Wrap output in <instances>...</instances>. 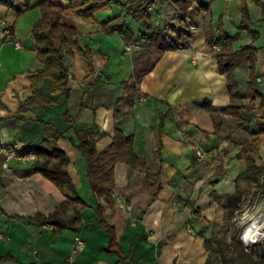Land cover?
<instances>
[{
	"label": "crops",
	"instance_id": "1",
	"mask_svg": "<svg viewBox=\"0 0 264 264\" xmlns=\"http://www.w3.org/2000/svg\"><path fill=\"white\" fill-rule=\"evenodd\" d=\"M41 1L0 3V143L14 142L21 151L41 142L43 123L51 124L62 133L56 144L69 157L67 171L85 205L76 231L38 223L36 214L48 216L66 196L40 173L22 176L19 172L26 164H6L0 154V264H207L208 240L221 238L219 228L225 219L223 206L214 196L235 191L234 179L243 169L235 154L255 135L262 138L256 161L264 166V15L260 8L250 0H200L208 10H198L195 4L182 20L169 0H156L149 8L153 27L165 30L167 25L188 24L191 37L184 48L165 51L140 78L139 93L127 110L119 98L133 74L135 56L145 54L141 34L149 31L116 2L84 18L67 0H51L64 7L61 20L75 27L79 46L90 49L92 69L75 51L65 58L70 71L68 93L58 92L55 104L34 103L23 110L20 105L34 93L29 76L41 67L31 35ZM243 1L259 35L254 41L258 76L253 89L247 83V64L235 68L245 98L240 114L248 120L238 126L230 114L219 111L229 104V93L205 31L216 26L213 7L223 4L219 16L223 29L236 35L233 45L250 42L249 34L238 29ZM5 25L10 26V38L3 33ZM39 89L51 94L52 80H43ZM205 102L218 110L213 118ZM117 104L126 110L118 127L132 135L134 151L159 172L160 189L153 194L143 172L117 162L108 203L97 200L89 187L85 160L66 116L77 126L93 124L104 131L96 141L101 150L111 142ZM195 148L204 152L203 160L197 161ZM98 205L105 223L113 228L115 248L109 247L98 223ZM75 237L83 241L82 246ZM3 256L11 260L1 261ZM212 263L221 264L215 259Z\"/></svg>",
	"mask_w": 264,
	"mask_h": 264
},
{
	"label": "trees",
	"instance_id": "2",
	"mask_svg": "<svg viewBox=\"0 0 264 264\" xmlns=\"http://www.w3.org/2000/svg\"><path fill=\"white\" fill-rule=\"evenodd\" d=\"M14 0H0V3L13 4ZM70 8L84 18L92 17L93 13L112 2L119 3L125 12L134 20L143 24L148 33H142L143 39L142 56H135L133 74L125 82L124 92L119 98L127 104L130 110L135 96L139 93L138 83L140 78L150 71L156 60L168 50L184 48L186 41L191 37L190 31L185 27L173 25L154 28L149 8L156 0H67ZM179 13L182 20H185L191 13L194 5L197 9L208 10L207 3L200 0H169ZM257 5L262 15H264V0H250ZM40 16L32 27V39L34 42V52L41 67L29 76L30 85L34 88V93L20 105V109H29L34 104L49 106L57 102V93H68L67 86L70 71L66 65L65 58L75 51L82 55L89 69H92V56L89 48H81L78 42L77 31L72 25L62 22L61 17L64 7L51 0H42L38 4ZM20 13V10H17ZM238 29L245 31L250 36V42L233 45L236 35L228 34L222 27V22L216 23L214 28L210 27L205 31V41L212 50L220 73L224 74L229 93V104L220 112L230 114L238 126H244L247 119L241 117L240 111L245 106V98L239 92V84L235 75V68L241 63L247 64V83L253 87L258 76L256 70L257 46L254 41L258 38V32L252 28L251 18L246 2L241 4V16L238 22ZM168 29L171 31L169 33ZM138 51V50H137ZM52 80V93L42 94L40 85L43 80ZM257 94H260L256 91ZM205 109L211 117L218 111L214 106L205 102ZM120 105L114 107L113 118L115 126L109 145L101 150L96 148L97 139L105 135V132L97 126L91 124L77 126L69 115L66 120L71 123L75 146L85 160L86 179L89 187L97 200L104 199L108 203L112 202V191L114 187L113 170L117 162H123L129 167L141 171L150 181L151 190L156 194L160 189L159 172L151 170L146 160L138 155L133 148V137L125 134L117 125L118 119L125 113ZM165 116V114H164ZM216 127V124H215ZM45 137L39 143L31 144L20 153L33 152L35 158L27 163L19 172L22 176H30L40 173L51 181L66 197L59 206L48 216L36 214L35 220L38 223L52 224L55 230L71 229L76 231L81 226L80 212L85 205V201L77 193L75 186L68 174L67 165L69 157L66 152L57 144V140L62 136L48 122L43 123ZM262 138L255 135L242 143L240 150L235 157L243 162L242 171L235 177V191L232 194L215 195V199L221 203L225 213V219L219 228V239L208 240L207 264H213L215 259L221 264H264V249L253 248L249 252L245 251L241 241L228 239L229 221L232 219L235 209L239 207L243 197L260 192L264 195V166L257 163L259 147ZM50 144L49 147L45 146ZM199 161V160H197ZM201 161V160H200ZM68 210H71L70 214ZM98 223L103 228L107 237L109 247L115 248V238L113 228L108 226L103 217L102 209L96 207ZM257 245V244H256ZM11 260L3 256L1 261ZM25 264H38L30 262Z\"/></svg>",
	"mask_w": 264,
	"mask_h": 264
},
{
	"label": "rangeland",
	"instance_id": "3",
	"mask_svg": "<svg viewBox=\"0 0 264 264\" xmlns=\"http://www.w3.org/2000/svg\"><path fill=\"white\" fill-rule=\"evenodd\" d=\"M224 9H225V5L223 7V4H220L217 7L215 6L213 7L212 11L214 14L212 18L214 22L217 23L221 21V16L219 15H222ZM173 26H177V25H173ZM179 26L185 27L190 31V29L188 28V24H181ZM168 31L171 34V31L169 29ZM257 218L259 220V223L261 224V229H264V195H262V193L260 192H254L243 197L241 204L237 209H235L233 217L229 221L228 239H235L240 241V233L242 231V228L245 225H247L248 221ZM262 242H264V238H262L261 241L257 242L256 243L257 245L256 244L252 245L250 250H253V248H257L256 250L264 249V243Z\"/></svg>",
	"mask_w": 264,
	"mask_h": 264
},
{
	"label": "built area",
	"instance_id": "4",
	"mask_svg": "<svg viewBox=\"0 0 264 264\" xmlns=\"http://www.w3.org/2000/svg\"><path fill=\"white\" fill-rule=\"evenodd\" d=\"M3 33L6 37L10 38L12 36L10 26H4ZM17 44V43H16ZM136 45V44H134ZM132 45L127 46V49L131 50ZM0 154L4 156V162L8 164L10 161H15L17 163H27L35 158V154L33 152L20 153L17 149V146L14 142H1L0 143ZM204 152L200 148H195V157L197 160L204 159ZM255 221H259L257 219H251L247 222L242 228L240 233V241L243 245L245 251L249 252L252 245H255L257 242L261 241L262 237H257L255 229L252 228V224ZM76 243L79 246L83 245V241L79 237H75ZM264 243V242H262Z\"/></svg>",
	"mask_w": 264,
	"mask_h": 264
},
{
	"label": "bare ground",
	"instance_id": "5",
	"mask_svg": "<svg viewBox=\"0 0 264 264\" xmlns=\"http://www.w3.org/2000/svg\"><path fill=\"white\" fill-rule=\"evenodd\" d=\"M252 225V228L255 229L257 237L264 236V229L261 230V224L259 223V221H255Z\"/></svg>",
	"mask_w": 264,
	"mask_h": 264
}]
</instances>
